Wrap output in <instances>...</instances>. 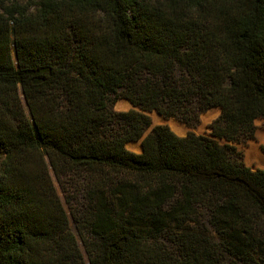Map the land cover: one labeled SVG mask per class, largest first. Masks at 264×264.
I'll return each instance as SVG.
<instances>
[{
	"label": "trees",
	"instance_id": "1",
	"mask_svg": "<svg viewBox=\"0 0 264 264\" xmlns=\"http://www.w3.org/2000/svg\"><path fill=\"white\" fill-rule=\"evenodd\" d=\"M119 98L190 126L221 107L213 136L254 138L264 0H0V264H264V169L205 135L144 136ZM74 173L88 262L53 179Z\"/></svg>",
	"mask_w": 264,
	"mask_h": 264
},
{
	"label": "rangeland",
	"instance_id": "2",
	"mask_svg": "<svg viewBox=\"0 0 264 264\" xmlns=\"http://www.w3.org/2000/svg\"><path fill=\"white\" fill-rule=\"evenodd\" d=\"M13 58L15 62H17L16 52L13 47ZM113 98V96H112ZM131 109L138 110L150 116L152 125L145 132L146 136L148 133L152 131V129L157 125H168L176 134L179 136H185L189 132H194L198 135H205L213 140L219 142L221 145L230 144L236 147V151L233 153V157L238 160H242L245 165L250 167L252 170L264 169V162L262 165H259L255 162L251 164V162L247 161L246 153H249V149L253 146H256L261 155L264 158V141L260 139V137L264 138V117H260L255 121L257 130L255 133V137L252 139H245L240 142H228L225 138H219L212 135V123L216 120L222 110L221 107L211 108L203 113H201L198 117V120L195 122L193 126L188 125L183 120L177 117H165L157 110H143L140 107L134 106L128 99L119 98L113 104V110L115 112H127ZM158 118V121L155 119ZM178 124H181L184 129L178 127ZM142 139L138 141H132L126 144L127 149L135 152L141 153ZM141 145V146H140ZM238 153L239 156H238ZM53 179L55 182V186L57 192L63 202L65 210L68 214L70 220V227L74 234L77 237L79 246L83 252L85 260L89 261V253L87 250V246L85 244V239L90 238V234L88 228L85 223V216L83 214L84 209V199L82 196V191L80 190L81 186L84 184V177L78 173H74L68 176H63L61 180H58L53 174Z\"/></svg>",
	"mask_w": 264,
	"mask_h": 264
},
{
	"label": "bare ground",
	"instance_id": "3",
	"mask_svg": "<svg viewBox=\"0 0 264 264\" xmlns=\"http://www.w3.org/2000/svg\"><path fill=\"white\" fill-rule=\"evenodd\" d=\"M155 119L158 121V118H155ZM178 127L182 128L183 126L181 124H178ZM183 129H184V127L182 128V130ZM260 139L262 141H264L263 137H260ZM131 144H133V143L131 142ZM141 151H142V147H141ZM246 157H247V161L251 162V164L253 162H255V163L259 164V165H262L263 162H264V158H263V156L261 155L259 149L256 146H253L252 148L249 149V153L248 152L246 153Z\"/></svg>",
	"mask_w": 264,
	"mask_h": 264
},
{
	"label": "water",
	"instance_id": "4",
	"mask_svg": "<svg viewBox=\"0 0 264 264\" xmlns=\"http://www.w3.org/2000/svg\"><path fill=\"white\" fill-rule=\"evenodd\" d=\"M221 110H222V108H221ZM144 138V137H143ZM142 152H143V147H142Z\"/></svg>",
	"mask_w": 264,
	"mask_h": 264
}]
</instances>
